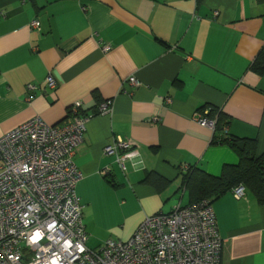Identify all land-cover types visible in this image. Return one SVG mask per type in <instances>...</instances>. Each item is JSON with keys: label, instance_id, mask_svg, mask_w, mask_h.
<instances>
[{"label": "crops", "instance_id": "crops-1", "mask_svg": "<svg viewBox=\"0 0 264 264\" xmlns=\"http://www.w3.org/2000/svg\"><path fill=\"white\" fill-rule=\"evenodd\" d=\"M0 14V137L34 117L64 125L76 102L89 117L73 157L89 249L187 205L181 167L218 177L237 165L213 137L252 140L264 153V74L250 71L264 48V0H0ZM103 101L111 109L101 115ZM203 107L227 126L201 127L193 116ZM116 139L137 153L124 171L103 155ZM149 174L167 185L143 183ZM211 207L220 264H264V205L231 191Z\"/></svg>", "mask_w": 264, "mask_h": 264}, {"label": "built area", "instance_id": "built-area-1", "mask_svg": "<svg viewBox=\"0 0 264 264\" xmlns=\"http://www.w3.org/2000/svg\"><path fill=\"white\" fill-rule=\"evenodd\" d=\"M38 26L37 21L29 25ZM109 49L103 45V51ZM129 84L138 85L134 79ZM45 86L56 87L51 75ZM37 89L26 86L29 93ZM110 109L111 101H103L98 113ZM208 114L203 109L193 117L214 132L216 120ZM68 117L56 127L34 117L0 137V264H220L222 241L208 199L145 217L128 241L108 240L89 249L75 192L81 173L73 162L89 117L79 102ZM103 155L114 156L121 171L126 159H137L133 145L121 139L105 146ZM232 193L237 199L244 196L243 188Z\"/></svg>", "mask_w": 264, "mask_h": 264}, {"label": "trees", "instance_id": "trees-1", "mask_svg": "<svg viewBox=\"0 0 264 264\" xmlns=\"http://www.w3.org/2000/svg\"><path fill=\"white\" fill-rule=\"evenodd\" d=\"M202 1L197 0L198 3ZM250 71L258 76L264 74V48L253 60ZM99 104L100 102L98 106ZM208 117L216 120L214 133L227 126L226 117L219 109H210ZM212 142L214 145H225L230 148L237 156L238 163L234 166L224 165L218 177L208 175L199 167L189 166L188 170L182 173V186L187 192V205L196 204L202 199H208L213 203L236 188H243L244 195L248 191L258 204L264 205V153L257 156L256 142L229 137L221 139L213 137ZM143 183L158 189L167 185L153 174H149Z\"/></svg>", "mask_w": 264, "mask_h": 264}, {"label": "rangeland", "instance_id": "rangeland-1", "mask_svg": "<svg viewBox=\"0 0 264 264\" xmlns=\"http://www.w3.org/2000/svg\"><path fill=\"white\" fill-rule=\"evenodd\" d=\"M128 167H129V166H128ZM75 192H76V194H77V191H76V190H75ZM81 202H82L81 204H83V205H85V206H86V204H85V203H83V201H82V200H81ZM83 205H82V206H83ZM83 209H84V206H83ZM85 210H86V208H85Z\"/></svg>", "mask_w": 264, "mask_h": 264}]
</instances>
